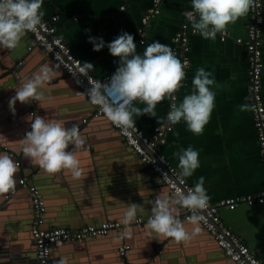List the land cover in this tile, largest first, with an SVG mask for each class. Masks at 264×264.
<instances>
[{"label":"crops","instance_id":"0c3cea01","mask_svg":"<svg viewBox=\"0 0 264 264\" xmlns=\"http://www.w3.org/2000/svg\"><path fill=\"white\" fill-rule=\"evenodd\" d=\"M152 6L153 0H43L42 11L45 13L44 18H50L55 14L60 15L57 22L59 32L83 63L88 62L93 65L90 71L96 77L104 78L115 72L119 60L118 57L110 54L107 43L122 32L132 34L134 41L143 37L139 31L142 25L140 19L142 14ZM159 7L160 13L143 30L146 41L143 45H137V53L142 55L149 44L159 41L168 45L180 59V55L174 50L176 47L174 36L184 23L192 27L191 22L186 19V13L192 11L191 0H161ZM247 23L248 14L234 24H229L227 30L230 31L231 37L226 41H221L219 37L214 40L205 39L199 33L190 35L188 56L191 65L186 74V86L179 91V103L182 102L184 95L191 93L192 79L197 69L204 68L205 71L211 72L210 78H214V84L209 87L215 93V107L202 134L192 133L187 129L186 123L181 121L174 125L173 130L167 135L166 143L160 146V151L178 169L179 159L175 153H182L189 146L199 152L200 166L191 177L186 179L195 185L203 177V186L212 202L229 196L264 190V159L250 109L249 59L245 45L235 41L237 37L247 38ZM89 36L103 38L105 47L100 51H94L93 44L89 42ZM30 41L31 36L26 34L16 49H0V87L7 88L8 78L3 71L8 66L22 70V78L26 80L39 73L44 66L45 54L38 47L29 51ZM177 47L180 48L179 45ZM262 58L264 62V44ZM4 76L5 80L2 79ZM9 78L17 81L11 76ZM60 81L61 78L53 76L50 82L43 86L44 99L39 102L36 110L40 107L47 109L48 111L40 110L45 111L43 114L47 119L60 122L65 127L71 124L70 119L78 112L82 114V122L84 118H87V122L83 123H90V104L89 110L87 105L82 109L80 104L82 100H78L70 84L72 80L64 78L62 83ZM262 82L264 98V70ZM10 93L0 88V136L6 130L4 127L14 131V128L17 130V127L22 125L18 114L25 104L17 101L14 106L15 112H13L9 107ZM133 103L141 109L146 106L139 101ZM169 103L170 100L167 98L158 103L155 117L143 114L133 118L148 135H151L155 128L167 121ZM46 112L52 114H47V117ZM24 115L23 117H26L25 113ZM10 121L14 125H9ZM94 122L96 133L94 136L99 137L97 139L99 145L94 150L91 149L77 157L82 162L80 165L83 170L82 176L74 179L71 174H68L70 177L68 179L71 181L65 180L66 185L60 184L59 190H55L56 185L52 182L39 180L40 183L45 182L42 186L48 201L52 202L51 224L61 217L62 210L65 214L73 211L70 205H75L78 201L86 202V205L96 208L104 216L108 213L112 214L111 216L118 214L117 220L120 221L130 203L142 204L143 211L139 214L148 216L151 214L152 203L156 197L165 194V191L161 190L163 185L158 182L156 175L140 161L139 156L137 157L126 148L125 140L116 138L111 133L112 130H105L103 122L98 120ZM13 135V138L18 136L16 133ZM22 176L26 177L18 170L16 186L19 192L17 194L9 196L8 199L5 196V200L0 194V205L5 210L0 214V236L2 238L6 236L7 248H3V244H0V264H37L28 255L35 252L34 242L30 238L18 236L23 232V226L27 224L29 215L27 208L31 206L29 198L18 186ZM110 180L114 183L108 189ZM70 182L71 185L68 184ZM221 215L224 223L239 234L248 247L264 262V205L241 204L235 210L222 209ZM71 220L74 221L73 218ZM181 221L183 222V219ZM187 222L189 221L183 223L184 226L191 227V223ZM192 229L190 228L189 232ZM116 233L113 231L110 234L116 237ZM14 234L19 239L26 240L29 247L27 256H22L20 251L17 253V251L9 250L11 241L19 246L17 241L13 240ZM144 236L141 237V243L145 246L142 249L149 246L147 244L151 237L154 239V234ZM202 236L195 235L191 241L182 243H177L171 238L165 239L159 245L160 249L163 248L164 254L161 264H235L232 260L222 258V250L208 236ZM110 239L117 243L114 238ZM157 247L155 245L153 252ZM98 249L95 252L85 251L83 256L79 255L75 258V253H70L71 250L64 246H59L54 249L56 254L52 252V257L56 263L60 259L67 261L73 259L72 264H88V258L91 257L96 258L94 264L120 263L117 257L108 258L105 248L98 247ZM141 255L142 257L151 256L147 254V250Z\"/></svg>","mask_w":264,"mask_h":264},{"label":"clouds","instance_id":"9594fccd","mask_svg":"<svg viewBox=\"0 0 264 264\" xmlns=\"http://www.w3.org/2000/svg\"><path fill=\"white\" fill-rule=\"evenodd\" d=\"M42 5L43 0H0V49H16L27 32H36L42 27L45 14ZM253 6L254 0H191L192 11L186 13V19L191 22L194 33L214 40L218 33L226 31L229 24L247 15ZM88 39L94 51L105 47L103 38L89 36ZM107 47L113 57L119 58L118 67L106 84L89 80L91 87L86 93L90 103L99 106L113 125L127 134L134 127V116L147 114L155 117L157 104L167 98L171 102L167 114L169 125L184 121L192 133H203L215 107V93L209 87L214 84V78H210L211 72L204 68L197 69L192 79L191 93L184 95L182 102L177 104L175 93L182 87L186 77L187 61L182 63L168 45L154 41L141 55L137 53L134 36L122 32L107 43ZM92 67L91 63L85 62L80 74L87 76V71ZM53 76V69L43 66L39 73L15 90V96L9 101L10 109L15 112L17 101L24 104L42 101L43 86ZM135 101L146 106L143 109L136 107ZM30 127L31 130L25 133L22 140L23 156L49 175L68 170L74 179H79L83 170L75 153L86 147L79 125L72 123L65 127L60 122L35 115ZM175 155L179 159V175L183 182V178L191 177L200 166L199 152L189 146ZM17 172L16 161L0 153V194L15 190ZM167 180L168 174L165 172L163 182ZM203 185L204 178L201 177L187 191L175 188L172 193L157 196L146 225L150 234L171 238L177 243L189 242L199 234V226L191 232L186 230L180 215L183 211L189 212L188 220L192 225L204 220L203 212L209 207L210 197ZM142 211V204L130 203L121 220L124 230L120 239L132 236L130 226L137 221L138 212ZM57 264H66V260L61 259Z\"/></svg>","mask_w":264,"mask_h":264},{"label":"built area","instance_id":"2783aa9c","mask_svg":"<svg viewBox=\"0 0 264 264\" xmlns=\"http://www.w3.org/2000/svg\"><path fill=\"white\" fill-rule=\"evenodd\" d=\"M160 1L153 0V6L147 10L141 19L140 33L143 37H139L134 41L136 45H143L146 41L143 30L147 27L150 21L160 13ZM264 0H254V6L248 13L247 23V38L237 37L235 41L245 45L249 59V89H250V109L253 117L254 125L257 132V140L261 154L264 159V98L262 95V79H263V24H264ZM60 19L59 14H55L50 18H42V27H39L36 32H28L31 36L28 50L31 51L34 47H42L49 54L53 61L57 62L67 76L75 81L82 93L88 98L87 90L91 87L89 80L101 83H107L112 74L104 78L96 77L90 70L87 71V76L80 74V69L83 67V61L73 51V48L68 44L64 36L59 32L57 22ZM194 33L193 28L189 24L184 23L181 29L174 36L175 52L180 55V60L183 63L187 61L185 73L191 65L188 53L190 51V35ZM221 41H226L231 37L230 31L226 29L224 33H218ZM180 46L178 48L177 46ZM187 77V76H186ZM186 77L182 81V89L186 86ZM175 93L177 104H179V91ZM89 100V98H88ZM90 101V100H89ZM92 104V103H91ZM93 105V104H92ZM94 110L92 117L107 118L99 106L93 105ZM171 109V102L169 108ZM33 114V112H32ZM134 119V118H133ZM134 127L129 129L127 134L122 132L120 128L112 125L125 140V142L133 148L134 152L139 156L141 161L149 167L156 175L160 184L174 191L175 188H180L187 191L194 187L186 178L181 182L180 170L168 159V157L160 151V146L164 145L167 140V135L173 130L174 125H169L167 121L161 126L154 129L151 135H148L144 129L140 127L134 119ZM87 122V118L83 119ZM7 148L0 144V153ZM10 155H13L10 152ZM19 164V162H17ZM167 172L168 180L163 182V173ZM19 185L29 188L30 204L32 208V226L31 235L35 244V253L39 264H57L52 257V246L55 243L73 240L79 241L86 238L108 235L116 231L120 245L118 246L119 262L128 264V259L131 254L132 246L125 241V238L120 239V235L124 230V226L119 220H105L100 224H88L79 228H71L68 226L56 225L46 226V204L44 194L36 185H28V178L22 176L19 179ZM241 204L264 205V190L243 194L234 195L219 199L215 202L209 200V207L203 212L204 220L200 221L202 226L214 237L217 245L222 248L223 252L236 264H264L257 256L256 252L251 250L244 242L243 238L237 234L230 226L223 221L221 210H235ZM149 214L146 218L138 215L137 221L134 222L137 227L141 228L147 222ZM189 212L183 211L181 218L184 221H189ZM151 264V263H148Z\"/></svg>","mask_w":264,"mask_h":264},{"label":"water","instance_id":"95a60500","mask_svg":"<svg viewBox=\"0 0 264 264\" xmlns=\"http://www.w3.org/2000/svg\"><path fill=\"white\" fill-rule=\"evenodd\" d=\"M146 12L147 11H145L142 14L141 19H142V17L144 16V14ZM26 34L29 35L28 32ZM38 48L45 54L46 59H45V62H44V66L51 67L53 69L54 76L57 77V78H61V81H60L61 83H62L64 78H69V81L72 80V79H70V77H68L65 74V72L62 70V68L59 66V64L52 60L51 56L49 54H47L42 47L38 46ZM3 72H4L5 76H7V78H8L7 88L4 87V86L0 87V88H1V90H5V92H7V91L11 92L9 94V97L11 99L13 96H15V90H18L23 85V83L25 81H27V80L25 78H22L23 75H21V74H22L23 71L22 70H17L15 67L11 68V66H8V68L5 69ZM20 75H21V77H20ZM5 76L2 79L5 80ZM9 76L14 78V80L17 79V81H12V79L9 78ZM70 84L73 86V90L75 91V95L77 96L78 100L79 99L82 100V102L80 101L81 108L83 109L86 105H87V110H89L91 108L90 109L91 113L89 114V117H91V122L90 123L85 124V123L82 122V120H81L82 119V114L80 112H78L75 115H73L72 118L70 119V120H72L71 124L72 123H77L79 125L81 136L86 141L85 149L81 150L79 152H76L75 153L76 156L80 157L81 155H84L88 151H91V149L94 150L99 145V141L97 143V139H99V137L94 136L96 134L95 133V126H93L95 124V122H94L95 120L103 122L105 130H108V129L112 130L111 133L114 134V136L116 138H119L120 140L123 141V137L115 129H113L111 123L109 122V120L107 118H105V117L93 118L91 116L92 112L94 110V106L90 103L88 98L82 93V91L79 89V87L77 86V84L75 83L74 80H72V82L70 81ZM8 86H9V90H8ZM28 104L32 105V106L30 107ZM28 104H25V107H22V109L20 110L21 111L20 114H18V117L20 118V123L22 125L18 126L17 130H15V128H14L13 129L14 131L9 129L8 127H4V128H6V130H4V132L0 136V144L7 148L5 151L2 152V154H7V155L11 156L16 161V163L19 162L18 170H20L21 173L28 178V185L29 186L30 185H36L43 192L44 198H45V204H46V214H45V216H46V226L48 227V226L62 225V226H68V227H71V228H79L81 226L88 225V224H100L101 222H103L105 220H117L118 219L117 217L119 216L118 214H113V215H117V216H111L112 214L108 213V214H105V216H104V215H101L96 208H94V207L91 208L90 206L86 205V202L78 201L77 204L70 205V206L73 207L72 208L73 211H70L69 213L65 214L63 212V210H62L60 212L61 217H58V220H57L58 222L56 221V222H54L52 224L50 223V219L52 217V213H50V212L53 211L52 207L50 206L52 204V202H51V200L48 201V196L46 195V191L44 190L42 185H44V183L47 182V181L48 182H52L54 185H56V186H54L55 190H59L60 189V184H63L64 186L66 185L65 182L69 180L68 179V177H69L68 174H71V172L68 171V170H62L61 172H59L57 174L49 175L43 169L39 168L38 166H36L33 163H30V161L27 160L23 156V153H22V150H21V148H22V140H23V137H24L25 133L27 131L31 130V127H30L31 120H33L35 118V115H40V116L44 117L45 119H47L46 116L43 114L45 111L40 110V109H45V108L40 107L39 110H36V108H38L37 105L39 104V102L32 101V104L31 103H28ZM89 104H90V108H88ZM35 105L37 107H35ZM45 110L48 111L47 109H45ZM32 112H33V114H32ZM24 113L26 114V117H23V116H25ZM47 114H52V113L46 112V115ZM29 116H31V117H29ZM47 117H48V115H47ZM47 120H50V119H47ZM55 120H56V118H55ZM10 124L14 125V123H12L11 121H10L9 125ZM71 124L70 125L67 124L66 127L67 126H71ZM13 133L18 134V136L13 138V136H14ZM17 144H18V146H16ZM125 146L130 152H132L133 154H135L138 157V155L134 152L132 147L128 146L127 144H125ZM70 149H71V146L69 147V150ZM10 152H12L13 155H10ZM81 164H82V162H80V165ZM40 179L44 180L45 182L40 183L39 182ZM69 181H71V180H69ZM113 183L114 182L112 180H110V183L108 185V189L113 186ZM68 184L71 185L72 183L70 182ZM18 186H20V185H18ZM20 188H21L22 193L25 194L27 196V198H29V200H30L29 188L22 187V186H20ZM102 189H104V187H102ZM161 190L165 191V193H172L173 192L172 190L168 189L164 185L161 188ZM18 192H19V190H18V187L16 186L14 191H10L9 193L2 194V195H3L4 200H5V196L8 199L9 196L15 195ZM27 209L29 211L28 221H27V224L25 226H23V229H22L23 232L20 233L18 236L22 237V238H25V239H29L30 238L32 240V235H31V231L30 230H31V226H32L33 214H32L31 206H30V208H27ZM4 212H5L4 207L3 206L1 207V205H0V214H2ZM139 213L140 212H138V215L142 214V213L141 214H139ZM144 216H145V218L147 217L146 215H144ZM72 218L74 219V221L71 220ZM180 219L182 220L181 216H180ZM185 222L183 220V223H185ZM187 223H189V222H187ZM146 225H147V222L141 228L137 227L135 224H131V226H130L131 227V231H132V236L130 238L125 237V241L128 242L129 244H131V246H132L131 254H130V257L128 259V264H148V263L161 264V262H162L163 255H164L163 254V248L160 249L159 245H161L165 239L168 240V238H164L162 236H156L154 233H152V234H154V239L156 238L157 240H154L151 237V240L147 244L149 246L147 248H145V249H142L145 246H143L142 243H141V241H142L141 237H145L144 235L150 234V230L146 227ZM196 226H199L200 229H201L200 233L197 234V236H199V235L208 236V238L210 240H212L219 249L222 250V248H220L217 245L216 240L214 239V237L202 226V224L200 222H199L198 225H192L191 224V227H185V228H186V230L190 231V228H194ZM145 231H147V232H145ZM152 234H150V236ZM115 236L117 238L114 237V235H111L109 233L108 235L90 237V238H86L84 240H79V241H73V240L62 241L60 243H57V244L53 245V247H52L53 251L52 252L55 253L54 249L59 248V246L60 247L64 246V248L69 249V251L71 250L70 253H75V255H76L75 258H76L79 255L83 256L85 251L95 252V251L99 250L98 247H100V248H105L107 250V252H108L107 257L108 258L117 257L119 259L118 246L120 245V241L118 239V233H116ZM202 237H204V236H202ZM22 238L19 239L14 234L13 240H16L17 241L16 243H18L19 246L14 245L13 244L14 242L11 241L10 244H12V245L10 246L9 250L13 251V252L17 251V253H19L18 251H20L22 256H27L26 252H29L28 251L29 247H27L26 240L22 239ZM110 238H114L117 241V243L114 242ZM135 239H136V242H135ZM5 241H6V236L4 238H2L0 236V244H3L2 245L3 248L5 247V249H7L6 246H5ZM99 244H101V245H99ZM155 245H156V247L157 246L158 247L153 252V248L155 249ZM33 249L35 251V246H33ZM146 250H147V254H151L150 257L149 256L142 257L141 254L146 253ZM114 252L116 254H114ZM222 252H223V250H222ZM28 255H29V257L33 258L37 264H39L35 252H33V254L32 253H28ZM222 258H224V259L226 258V259L231 260L229 258V256H227L224 252H223V257ZM73 261H74L73 259L70 260V261L66 260V264H72ZM95 261H96V258H93V257L88 258V264L89 263L94 264ZM232 262H234V261H232ZM119 264H121V263H119Z\"/></svg>","mask_w":264,"mask_h":264},{"label":"flooded vegetation","instance_id":"af4514ba","mask_svg":"<svg viewBox=\"0 0 264 264\" xmlns=\"http://www.w3.org/2000/svg\"><path fill=\"white\" fill-rule=\"evenodd\" d=\"M32 240H33V238H32ZM34 242V241H33ZM34 246H35V244H34Z\"/></svg>","mask_w":264,"mask_h":264}]
</instances>
